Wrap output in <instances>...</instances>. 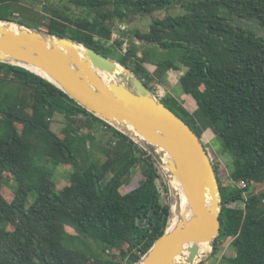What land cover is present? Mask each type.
Returning <instances> with one entry per match:
<instances>
[{
	"label": "trees",
	"instance_id": "obj_1",
	"mask_svg": "<svg viewBox=\"0 0 264 264\" xmlns=\"http://www.w3.org/2000/svg\"><path fill=\"white\" fill-rule=\"evenodd\" d=\"M21 1L0 0V19L15 20L17 12L10 17L2 7L17 4L27 13V21L19 22L112 59L107 43L116 21L181 7V14L155 20L148 32L135 31L131 47L115 60L152 90L151 83H162L170 70L185 69L179 85L184 104L195 109L171 95L163 102L204 144L206 134L220 138L233 165L232 184L225 185L213 163L223 195L214 251L223 238L232 239L230 264H264V192L251 191L264 183V38L230 22L238 18L264 27V0H70L79 14L55 3L49 15ZM112 45L120 49L124 42ZM151 45L166 57L151 56L150 47L140 55ZM146 63L156 66L152 77ZM59 115L66 119L63 137L52 129ZM103 130L111 140L98 155L93 150ZM67 165L74 168L69 185L58 189L57 170ZM136 168L142 181L122 194ZM161 178L156 161L128 136L42 77L0 64V264H136L166 230L170 205L162 203ZM241 181L248 186L239 188ZM10 182L11 202L3 194Z\"/></svg>",
	"mask_w": 264,
	"mask_h": 264
},
{
	"label": "water",
	"instance_id": "obj_2",
	"mask_svg": "<svg viewBox=\"0 0 264 264\" xmlns=\"http://www.w3.org/2000/svg\"><path fill=\"white\" fill-rule=\"evenodd\" d=\"M0 64L49 81L156 161L169 187L170 215L164 234L136 264H200L201 244L215 250L223 195L213 160L201 137L130 67L68 37L8 19H0ZM173 180L186 198L182 211ZM174 204L178 216L170 228Z\"/></svg>",
	"mask_w": 264,
	"mask_h": 264
},
{
	"label": "rangeland",
	"instance_id": "obj_3",
	"mask_svg": "<svg viewBox=\"0 0 264 264\" xmlns=\"http://www.w3.org/2000/svg\"><path fill=\"white\" fill-rule=\"evenodd\" d=\"M62 2L61 0H52L53 3L56 2ZM47 5H42L40 2L36 3L34 1H26L22 0L21 4L26 5L29 8L34 9L35 11L41 12L44 15H49L52 7L49 4L51 0H45ZM65 3V2H64ZM20 4V5H21ZM21 5V6H22ZM64 9L66 11L72 12L74 14H79L80 11L79 9L73 8V4H71L70 0H66V3L64 4ZM3 14L12 16L11 14L13 12H17L16 14H19L20 18L22 21L26 20V12H24L22 9H20V6L14 3H9L5 6L2 7ZM183 11L179 5H175L171 9L168 10H163V11H157L151 15H134L130 16L128 19H126L124 22H119L116 21V23L113 26V33L111 39L107 43V48L111 52V56H113L115 59H120L123 54H125V49L127 50L128 48L131 47L132 43L130 42L131 40L129 37H131L135 31H140L142 33H146L149 31V27L154 22L155 20H162L164 19L167 15H179ZM27 21V20H26ZM48 22V20H45ZM230 22H232L235 26L237 27H244V28H250L254 32H256L259 36L264 38V27H262L258 22L256 21H248V20H242L238 18H231ZM43 24V22H42ZM126 31L128 34L125 36H121V34ZM115 41H122L124 42V45L122 48L118 49L117 47H113V43ZM135 41L139 47H142V43L139 41ZM148 47H143L141 50L144 52ZM150 54L151 56L154 55L156 58H161L163 56L166 57L165 54L159 53L156 48H150ZM140 54V55H141ZM173 84L175 85L174 87L178 88L179 81L178 78L175 76L173 79ZM174 95L178 97V99L181 101V90H174ZM66 127V119L64 116H57L53 122H52V129L54 133L57 135L63 137L62 131ZM206 143L205 147L207 151L210 153L211 158L214 160V164L218 167V174L221 182L225 185L232 184L230 180V173L233 169L232 165V160L231 157L224 152V144L223 141L216 137L215 135L212 134H206L205 135ZM111 140V133L106 132V130H103L97 134V140H96V146L94 147V152H96L98 155H100V152H102L103 149H106V147L109 144V141ZM101 157V156H100ZM74 170V168L71 165L65 166H60L57 170L56 174V181H57V186L58 189H63L69 185L67 176L69 173H71ZM162 171V170H161ZM133 174L131 176L130 181L123 185L121 187V193L122 194H127L136 187L139 186L140 182L143 179L142 172L139 168H136L134 171H132ZM159 186L161 189L162 193V203L164 205H171V197L169 193V187L168 184L166 183V180L163 176V178L160 179L159 181ZM13 189H14V183L10 182L7 184L4 189H3V194L6 197V199L11 202L13 200ZM252 192L254 193H262L264 192V183L262 184H254L252 189ZM35 194H32L30 196V201H33L35 199ZM243 206V205H242ZM71 234V232H69ZM231 241L232 239H225L223 238L220 241V246L219 250L215 253V251L212 250V252L203 259V261L200 264H230L228 261L229 258L234 256V252L231 248ZM117 253V250H115Z\"/></svg>",
	"mask_w": 264,
	"mask_h": 264
},
{
	"label": "crops",
	"instance_id": "obj_4",
	"mask_svg": "<svg viewBox=\"0 0 264 264\" xmlns=\"http://www.w3.org/2000/svg\"><path fill=\"white\" fill-rule=\"evenodd\" d=\"M154 46L151 45L150 48H153ZM159 53H163L164 51L163 50H157ZM141 54V53H140ZM177 66H179L177 64ZM145 68L148 70V72L150 73V76L152 77L154 75V73L156 72V66L152 63H146L145 64ZM185 69L184 68H179L178 70H170L167 75L165 76L164 80L162 83H160L159 81L155 80L153 81L151 84L153 85H162L165 89H166V92H167V95H166V98L167 96L171 95L175 98H178L176 95H174V90H181L180 89V86L178 88L174 87L175 85L173 84V79L175 78V76L178 78V81L179 79L181 78V76L183 75ZM181 101L183 104H184V99H186L187 97L183 94L182 90H181ZM184 107L187 109V110H190V111H193L195 109V107H190V106H187L184 104Z\"/></svg>",
	"mask_w": 264,
	"mask_h": 264
},
{
	"label": "bare ground",
	"instance_id": "obj_5",
	"mask_svg": "<svg viewBox=\"0 0 264 264\" xmlns=\"http://www.w3.org/2000/svg\"><path fill=\"white\" fill-rule=\"evenodd\" d=\"M12 27H15V25H11ZM80 49V48H79ZM172 185L174 187L177 188L178 190V193L179 195L181 196V211L186 208V198L184 197L181 189H180V186L178 185V183L173 180L172 181ZM177 216H178V212H176V205L174 204L173 206V216H172V219H171V222H170V228H173L174 225L176 224L177 222ZM211 251V247L207 244H201L200 245V257L203 258V257H206ZM185 259H183L181 262L183 263Z\"/></svg>",
	"mask_w": 264,
	"mask_h": 264
},
{
	"label": "built area",
	"instance_id": "obj_6",
	"mask_svg": "<svg viewBox=\"0 0 264 264\" xmlns=\"http://www.w3.org/2000/svg\"><path fill=\"white\" fill-rule=\"evenodd\" d=\"M14 17L16 18L15 20H20V16L19 14H14ZM126 52V49L124 50ZM154 91L157 93V95L161 98V99H165L166 98V95H167V92H166V89L162 86V85H155L154 87ZM234 183V182H233ZM237 186L241 189H244L248 186V184L245 182V181H241L237 184ZM160 187V186H159ZM160 192H161V189H160ZM162 194V193H161ZM243 207V206H242Z\"/></svg>",
	"mask_w": 264,
	"mask_h": 264
},
{
	"label": "flooded vegetation",
	"instance_id": "obj_7",
	"mask_svg": "<svg viewBox=\"0 0 264 264\" xmlns=\"http://www.w3.org/2000/svg\"><path fill=\"white\" fill-rule=\"evenodd\" d=\"M26 1H29V0H26ZM62 2L60 3V1L59 2H56L57 4H58V6L60 7V9H62V10H65L64 9V4L66 3V0H61ZM36 3H38V2H40L43 6L44 5H47V3L45 2V0H36L35 1ZM65 2V3H64ZM49 4H55V3H53L52 2V0H51V2H49ZM67 13L69 12V11H66ZM204 143V142H203Z\"/></svg>",
	"mask_w": 264,
	"mask_h": 264
}]
</instances>
